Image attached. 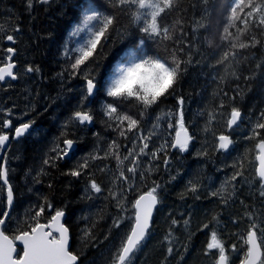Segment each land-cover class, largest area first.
I'll list each match as a JSON object with an SVG mask.
<instances>
[{
  "label": "trees",
  "instance_id": "1",
  "mask_svg": "<svg viewBox=\"0 0 264 264\" xmlns=\"http://www.w3.org/2000/svg\"><path fill=\"white\" fill-rule=\"evenodd\" d=\"M173 2L174 8L166 10L159 19L163 26L175 29L173 39L165 42L175 47L182 61L175 91L162 98V102L149 109L148 115L143 117H140L139 107L134 102H117L118 111L140 119L144 134L150 122L159 123L156 131L150 132V150H155L161 148L165 141L171 144L174 140L176 121L182 109L185 127L193 140L187 152L167 149V169L163 164L164 151L160 152L159 160L141 157L142 169L151 164L152 171L150 174L145 172L147 178L144 180L137 173V187L128 191L126 199L118 206L109 195V189L123 191L128 185L122 180H117L114 185V178L119 176L117 161L103 156L114 140L121 146L127 144L131 147V139L138 133H128L129 140H125L119 135V130L108 126L103 105L111 98L105 96L102 88L88 101V107L94 113L92 125L70 121L86 92V81L80 75H70L71 61L65 57L66 50L79 46L87 37L83 32L77 36L72 33L73 28L82 23L83 12L110 14L114 9L104 0H50L49 4L33 0L32 8H28L26 0H0V63L5 62L1 47L10 33L6 24L23 23L21 28L25 32L19 36L18 48L21 70L29 65L39 68V72L26 75L24 82L19 76L16 83H11L12 89H0V108L11 110L12 117L15 114L29 117L34 128V132L27 134L19 146L10 145L17 147L15 152L10 148L7 150V155L17 157L14 163L11 161L14 167L12 175L15 176L12 187L17 193V201L12 207L11 224L6 234L13 235L17 220L23 222L32 216L46 198L53 205V210L49 212L45 207L40 219L45 221L55 209L64 210L67 215L65 224L70 230V250L79 255L78 264H109L114 250L131 226L127 217L134 214L132 204L155 182L161 186L158 190L159 205L150 235L136 254L134 264H214L215 250L211 255L204 254L213 230L226 244L230 264H239L246 250V246L241 247L243 241L240 238L246 235L250 223L247 213L252 212L254 217L264 220V202L259 197L256 177L255 147L258 139L264 138V130H260L261 137L246 139L264 113V26L255 27L251 20L247 26L241 23L250 11L244 7L243 11L237 10L235 26L229 27V33H224L236 0ZM248 2L245 0V4ZM251 2L264 8V0ZM258 16L256 14L257 19ZM143 21L142 16L140 24ZM96 24L93 21L90 27ZM125 28L131 32L130 36L122 35ZM237 28L241 31L237 32ZM141 35L130 14L119 15L116 31L111 32L110 40L97 61L98 81L104 82L114 61L131 50ZM253 35L258 41L255 46L249 44ZM144 38L147 52L171 62L172 47L165 50L164 46L148 40L146 36ZM185 41L189 46H185ZM240 43L248 46L240 48ZM233 44L236 47H232ZM225 53H228L226 59ZM180 97L184 100L182 106L178 103ZM234 107L241 112V118L234 128L229 129L228 119ZM157 117H160L159 121ZM1 118L4 115L0 113ZM169 123L172 128L168 127ZM62 133L76 141L74 154L69 160H54V167L45 165L44 159L56 155L53 147L56 144L63 147L65 135ZM220 134L233 139L227 153L216 150V137ZM120 152L123 156L127 149L121 147ZM92 155L102 158L93 160ZM84 158L89 160V168L84 175L77 178L65 174ZM241 162L244 175L232 182L231 176L240 169ZM128 164L125 161L120 167L126 172ZM126 175L131 176L127 172ZM35 178L40 182L37 183ZM90 180H95L104 191L101 194L92 192L88 198L86 191L90 188ZM225 181H229L225 190L211 196L210 192L219 190ZM192 184L197 186L200 199L188 191ZM223 199L228 203H223ZM18 206L21 207L19 211ZM118 216L126 217L119 229L113 226V220ZM173 219L178 221L177 225L172 224ZM184 220L189 221L187 226ZM205 223H208V228H203ZM170 230L173 234L171 255L165 240ZM233 244L237 245L239 252H232ZM17 251L22 253L19 247Z\"/></svg>",
  "mask_w": 264,
  "mask_h": 264
},
{
  "label": "snow or ice",
  "instance_id": "2",
  "mask_svg": "<svg viewBox=\"0 0 264 264\" xmlns=\"http://www.w3.org/2000/svg\"><path fill=\"white\" fill-rule=\"evenodd\" d=\"M40 4H49L50 0H37ZM104 2L114 9L110 14H104L101 11H92L90 14L83 12L82 27L78 26L73 33L83 32L87 30L86 39L71 50L65 51V57L71 63L69 67L72 69L70 75H80L86 81V92L82 95L80 105L70 117V121L78 122L79 125L91 124L94 119V113L88 107L90 97H93L99 89H103L107 98L111 101H106L103 105L104 115L108 118L107 123L109 127L114 130H119V135L125 140H129L128 133H138L134 139H131V147L127 144L121 146L117 141H112L109 145V150L104 153L103 158H114L117 161L119 169V176L114 178V185L117 180H122L128 185L127 189L123 191H114L109 189V195L112 199L117 201L118 206H121L122 201L126 199L128 191L134 190L137 173L141 180L146 179L145 172L151 173L153 165H149L147 169H142L141 157H149L151 160H159L160 152H165L163 164L165 168L169 166L167 158V149H176L181 153L187 152L189 144L193 137L189 134L185 127L183 120L182 109L179 112V119L176 121V131L174 140L169 144L165 141L164 145L159 149L150 150L149 141L152 138V133L144 134L141 130V120L133 118L132 115L124 113L119 110L117 102L129 101L134 102L139 107L140 117L148 115V110L153 106L162 102V98H166L175 91V85L178 83L181 76V59L177 55V50L165 43L173 39L174 28L163 26L161 18L166 10L174 8L173 0H104ZM28 8L33 7V0H26ZM244 7H248V11L244 19L241 21L244 25H249L250 20L255 27L264 26V8L261 5H256L249 0L245 4V0H236L234 6L231 8V17L228 27L224 28V33H229V27L235 26L234 21L237 19V10L243 11ZM135 9V10H134ZM139 10H150L148 15L150 19H144L143 24H140L142 13ZM120 14H130L132 23L137 27L139 33L142 35L133 45L131 50H127L120 55L110 67L104 82H100L96 77V68L98 67L99 55L107 46L111 32L116 31V25ZM256 14H259L258 19ZM93 21H96V26L90 27ZM19 31V26L16 27ZM241 29L237 28V32ZM122 35L130 36L131 32L125 28ZM154 41L157 44L164 46L165 50L172 47L171 62L155 53H149L145 50V38ZM7 41L12 44L16 43V38L9 34L6 36ZM239 39V37H236ZM183 40V36L180 37ZM258 41L255 35L252 36L249 44L255 46ZM185 46H189L185 41ZM245 43H240V48H245ZM232 47H236L235 44ZM99 50V51H98ZM9 55L6 57V63H0V82H4L6 78L16 80L17 73L13 70L17 65L13 62V55L16 53L14 47H7ZM179 51H183L180 49ZM228 53H225V59ZM91 61V63H88ZM82 66H84L82 68ZM28 73L39 72L38 67L31 65L27 66ZM178 103L182 106L184 100L179 98ZM5 117L12 115L11 110L4 113ZM241 118V112L237 108L231 111V118L228 120V128L231 129L233 125H237ZM157 121L160 117L156 118ZM12 127V120L4 118L2 120V128L7 129ZM32 127V122H24L15 127V138L23 136ZM67 127V124L65 125ZM159 127V123L153 125L155 131ZM172 128L171 123L168 124ZM260 130H264V113H261L260 120H258L252 127L251 133L246 139L253 140L261 137ZM63 139V147L56 144L52 151L56 155L48 156L43 163L50 167H54V160L64 159L68 157L71 151L74 150L76 141L72 138H67L66 133ZM9 134L0 130V151L6 148L9 142ZM218 143L216 145L217 151L227 152L233 144V139L226 134H220L216 137ZM124 147L127 153L121 156L120 149ZM258 155L256 160L259 161V166L256 168V177L259 181V195L264 197V138L258 139L255 145ZM99 155H92L91 159H100ZM125 161L129 164L126 167V172L131 176L126 175L125 169L121 168ZM89 168L88 158L78 161L73 169L66 172V175L72 177H81ZM104 169L102 168L101 171ZM244 175L242 162L240 169L235 171L231 176V181H237L238 177ZM39 183V179L35 178ZM175 179V177H173ZM0 181L4 186H7V206L0 214V264H78L79 255L73 253L69 247V229L62 222L65 212L62 209H55L54 214H51L45 221H41V217L45 213V207L49 212H52L53 205L45 198V203L38 205V210L30 217H26L23 222L17 220L13 235L6 234L10 224L11 216L10 210L14 201L13 187L8 179V169L6 164H0ZM90 188L86 191L88 198H91V193L101 194L104 189L95 180H90ZM225 184L220 186L217 191H211L210 195L215 197L225 190ZM51 187V185H49ZM161 186L153 182V187L147 192L140 194L135 199L132 207L135 209L131 217H127L131 221V226L128 232L121 238L118 247L114 250L109 264H134L136 254L142 249L146 238L150 235V228L152 226L153 209L159 203V188ZM188 191L195 195L196 199H200L198 188L192 184ZM223 203L227 204L228 200L223 199ZM243 203V201H241ZM121 210L124 209L121 207ZM250 221L246 235L240 239L243 241L241 247L246 246V250L239 264H264V220L254 217L252 212L247 213ZM124 216H118L113 220V226L117 229L121 227ZM213 220L216 217L213 216ZM218 224L219 221L216 220ZM236 223V220H233ZM173 225H177L178 221L173 219ZM189 224L188 220H184V225ZM208 223L203 225V228H208ZM172 231L170 230L165 240L168 241V254L173 253L171 246ZM108 237L106 236L105 239ZM16 241L22 244V254L18 253ZM213 250L217 253L213 256L214 264H230L231 257L226 253V244L218 238L215 230L211 232L210 242L207 243L205 255L213 254ZM233 253L239 252L240 249L236 244L231 246Z\"/></svg>",
  "mask_w": 264,
  "mask_h": 264
},
{
  "label": "flooded vegetation",
  "instance_id": "3",
  "mask_svg": "<svg viewBox=\"0 0 264 264\" xmlns=\"http://www.w3.org/2000/svg\"><path fill=\"white\" fill-rule=\"evenodd\" d=\"M6 25H8V28L10 29L9 34L13 35L16 38V43L15 44H12L11 42L7 43V39L4 40V46L1 47L3 49V52L5 53L4 54L5 62H3V63L7 62L6 57L9 55V53H7V51H6L7 47H14L16 49V53L13 55V62L17 65L16 69H14V72L17 73L18 78L15 81L6 80L3 83L0 82V89L1 90L12 89L14 86H12L11 83H16V81L19 79V76H21V80L24 82L25 78H26L25 76L31 75V73H28L26 71L27 67L25 68V70H23V71L21 70V63H20L19 56H18L19 36L25 32L23 30V28H21V25H24V24L23 23H7ZM17 26H19V31L15 30ZM27 82H29V79H27ZM8 110H9L8 108H4L3 110L0 108V113L4 115V113ZM4 118H8V119L12 120V127L11 128H7V129L2 128V120ZM4 118L0 119V130H2L4 133L9 134L10 139H9V142H8L6 148L3 151H0V164H6L7 169H8V179L12 185L13 181L15 180V176H14V174L12 175V171H13L14 167L12 166L11 161L14 163V159H16L17 157L14 154L7 155V150H9V148H10V149H13V152H15V150L17 149L16 146L20 145L21 140L26 135L21 136L19 138H15L14 129H15V127L19 126L20 124H22L24 122H29V117L22 118V117L15 114V115H13V117L12 116L5 117V115H4ZM30 132H34L33 125L30 128L29 133ZM12 143L16 144V146L11 147L10 145ZM74 152L70 155V157L68 159L64 158L62 160H69L71 158V156L74 154ZM259 192H260V189H258V193ZM6 194H7V186H4L3 182L0 181V214H2L3 211L7 210ZM259 197L264 202V197H261L260 195H259ZM16 201H17V193L15 192L13 205H15ZM11 212H12V210H11ZM11 212H10V216L12 214Z\"/></svg>",
  "mask_w": 264,
  "mask_h": 264
},
{
  "label": "water",
  "instance_id": "4",
  "mask_svg": "<svg viewBox=\"0 0 264 264\" xmlns=\"http://www.w3.org/2000/svg\"><path fill=\"white\" fill-rule=\"evenodd\" d=\"M7 43H9V41H7ZM14 71V70H13ZM6 80H11V78H6ZM5 80V81H6ZM4 81V82H5ZM11 81H15V80H11ZM1 83H3V82H1ZM231 118V115L229 116V119ZM228 119V120H229ZM239 122V121H238ZM238 124V123H237ZM85 125H87V126H91L92 125V123L91 124H85ZM236 125H233L232 126V128H234ZM231 128V129H232ZM29 131H30V129H29ZM29 131L27 132V133H25L24 135H27L28 133H29ZM23 135V136H24ZM217 143H218V141H217ZM190 145V144H189ZM7 146V145H6ZM230 148H231V146H230ZM230 148H229V150H230ZM76 150V144H74V150L73 151H71V153H70V155L74 152ZM228 150V151H229ZM227 151V152H228ZM222 152H224V151H222ZM227 152H224V153H227ZM70 155L68 156V157H65L66 159H68L69 157H70ZM257 155H258V151H257ZM256 155V156H257ZM256 164H257V166H256V168L259 166V161H257L256 160ZM6 200H7V194H6ZM14 202V201H13ZM6 204H7V201H6ZM158 205H159V203L157 204V206L153 209V213H152V220H153V217H154V214H155V211H156V209H157V207H158ZM13 206V205H12ZM7 210H8V206H7ZM11 210H12V207H11ZM11 210H10V212H11ZM134 211H135V209H134ZM66 218H67V215H66V213H65V216L63 217V220H62V222L65 224V221H66ZM65 226H66V224H65ZM67 227V226H66ZM68 228V227H67ZM71 237H70V230H69V247H70V244H71ZM16 245H17V248L19 247V248H21V250H22V244H20L18 241H16ZM22 254V253H21ZM78 263H79V260H78Z\"/></svg>",
  "mask_w": 264,
  "mask_h": 264
},
{
  "label": "rangeland",
  "instance_id": "5",
  "mask_svg": "<svg viewBox=\"0 0 264 264\" xmlns=\"http://www.w3.org/2000/svg\"><path fill=\"white\" fill-rule=\"evenodd\" d=\"M149 11L150 10H140V12L142 13V16H143V20L144 19H150V16L148 15V13H149ZM78 26H83L82 25V23H80V24H78L77 26H75L74 28H73V30H72V33H74L75 32V30H76V28L78 27ZM80 32H76L75 33V35H73V36H77L78 34H79ZM83 33L84 34H88L87 33V30H85V31H83ZM153 125H154V122L152 121V122H150L149 124H148V126H147V128L145 129V131H146V134H148V133H150V132H153L154 130H153ZM156 131V130H155ZM92 195V194H91ZM127 207V206H126ZM19 209H21V207L19 208V206L17 207V211H19ZM79 220V219H78ZM80 221V220H79ZM87 224H88V222H87ZM85 225V224H84Z\"/></svg>",
  "mask_w": 264,
  "mask_h": 264
},
{
  "label": "bare ground",
  "instance_id": "6",
  "mask_svg": "<svg viewBox=\"0 0 264 264\" xmlns=\"http://www.w3.org/2000/svg\"><path fill=\"white\" fill-rule=\"evenodd\" d=\"M20 187V186H19Z\"/></svg>",
  "mask_w": 264,
  "mask_h": 264
}]
</instances>
